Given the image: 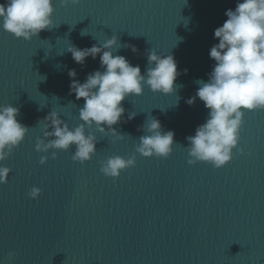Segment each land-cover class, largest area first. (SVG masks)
Returning a JSON list of instances; mask_svg holds the SVG:
<instances>
[{"label": "water", "instance_id": "water-1", "mask_svg": "<svg viewBox=\"0 0 264 264\" xmlns=\"http://www.w3.org/2000/svg\"><path fill=\"white\" fill-rule=\"evenodd\" d=\"M236 4L82 0L64 7L54 0L56 27L31 41L6 32L0 22V107L19 109L17 120L30 129L0 162L11 169L0 183V264H264V110L246 112L238 148L221 169L189 164L186 148L209 111L198 97L194 105L187 101L196 96L197 81H208L215 65L210 49L219 43L214 32ZM114 36L121 45L114 55L138 65L142 75L152 49L172 55L182 73L179 87L163 94L145 86L142 96L126 97L124 117L114 126L124 139L93 128L97 152L89 162L74 161V147L56 159L51 151L37 152L39 122L52 111L72 129L83 123L84 101L71 94L69 71L84 83L104 70L99 56L81 65L68 48L101 46ZM151 118L175 133L168 158L136 151ZM42 156L48 157L45 165ZM115 156L135 158V166L107 177L102 162ZM34 187L41 191L31 198Z\"/></svg>", "mask_w": 264, "mask_h": 264}, {"label": "clouds", "instance_id": "clouds-1", "mask_svg": "<svg viewBox=\"0 0 264 264\" xmlns=\"http://www.w3.org/2000/svg\"><path fill=\"white\" fill-rule=\"evenodd\" d=\"M81 2L61 0L64 7ZM54 14V0H6L0 4L3 29L26 41L56 27ZM225 15L227 20L214 32L219 43L209 53L215 61L213 70L207 82L197 81L200 86L196 96L187 101L190 106L194 105L198 97L209 110L205 123L196 128L195 135L186 138L188 163L206 162L216 169L225 167L233 159L246 112L264 110V0H237L235 10L229 9ZM120 47L114 36L101 46L93 45L83 50L68 48L74 61L81 65L86 58L99 56L104 70L89 74L84 83L75 79V70L69 71L73 78L71 94L84 101L79 111L83 123L72 129L52 111L39 122L43 125V138L37 140V152L51 151L52 159H56L58 152L74 147L72 159L81 164L89 162L97 152L98 139L91 131L93 128L101 134H110L115 140L124 139L114 126L124 117L122 102L126 97L142 96L145 86L153 93H175L179 87L175 82L182 73L172 55H158L152 49L147 54L149 66L142 75L138 65H131L124 56L114 55L113 49ZM132 51L137 49L132 46ZM186 72L185 69L184 74ZM19 114V109L11 105L0 107V162L6 160L29 133L30 129L17 120ZM135 115L131 113L128 119H134ZM147 133L139 139L136 151L140 155L168 158L173 153L175 133L163 131L158 119L147 121ZM240 152L243 154L242 149ZM47 161L48 157L42 156L40 164L45 165ZM135 163V158L111 157L102 162L101 172L107 177L119 178L122 171L134 167ZM10 172V168L0 166V183L7 182ZM40 191L34 187L28 196L36 198Z\"/></svg>", "mask_w": 264, "mask_h": 264}]
</instances>
